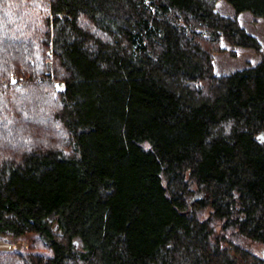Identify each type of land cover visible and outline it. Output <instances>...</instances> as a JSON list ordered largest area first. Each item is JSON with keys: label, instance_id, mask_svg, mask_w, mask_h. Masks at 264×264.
Masks as SVG:
<instances>
[{"label": "trees", "instance_id": "16d2710c", "mask_svg": "<svg viewBox=\"0 0 264 264\" xmlns=\"http://www.w3.org/2000/svg\"><path fill=\"white\" fill-rule=\"evenodd\" d=\"M215 3L0 0V240L51 250L0 264H264V58L214 72L261 51Z\"/></svg>", "mask_w": 264, "mask_h": 264}, {"label": "rangeland", "instance_id": "374dc122", "mask_svg": "<svg viewBox=\"0 0 264 264\" xmlns=\"http://www.w3.org/2000/svg\"><path fill=\"white\" fill-rule=\"evenodd\" d=\"M215 10L225 16H234L245 30L254 35L261 45V51L254 52L253 50L243 49L238 47H232L225 42H221V52H213V65L214 72L216 74H229L235 70L244 68L248 65H254L264 58V20L260 18H254L250 13L243 12L241 14L235 15L231 6L225 2V0H216ZM234 55H231V53ZM50 63H51V58ZM49 63V66L51 64ZM37 82L41 78H36ZM12 83H20L21 77L12 76L10 79ZM58 86V83H55ZM5 134H1V138ZM261 248V246H259ZM257 248V250L259 249ZM21 250L25 252H34L39 255H51V250H47L39 241L38 237L29 234L23 236L21 239H17L13 243H7L0 240V251L8 252L13 250ZM21 264H29V262H21Z\"/></svg>", "mask_w": 264, "mask_h": 264}, {"label": "water", "instance_id": "95a60500", "mask_svg": "<svg viewBox=\"0 0 264 264\" xmlns=\"http://www.w3.org/2000/svg\"><path fill=\"white\" fill-rule=\"evenodd\" d=\"M262 136H260V138H261Z\"/></svg>", "mask_w": 264, "mask_h": 264}]
</instances>
